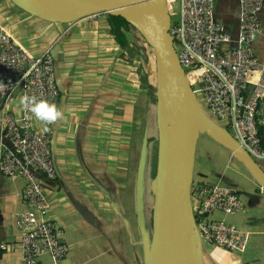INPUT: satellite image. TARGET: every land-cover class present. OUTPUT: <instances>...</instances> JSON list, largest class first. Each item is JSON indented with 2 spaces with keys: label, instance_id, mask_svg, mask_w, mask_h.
Instances as JSON below:
<instances>
[{
  "label": "crops",
  "instance_id": "0c3cea01",
  "mask_svg": "<svg viewBox=\"0 0 264 264\" xmlns=\"http://www.w3.org/2000/svg\"><path fill=\"white\" fill-rule=\"evenodd\" d=\"M239 17V0H216L215 18L232 37L225 49L235 48ZM259 22L261 33L255 37L253 46L263 68L251 75V86L264 74V8ZM1 27L34 56L50 52L56 61L58 108L63 118L45 125L34 116V127L47 135L51 143L57 132L53 153L57 178L43 179V183L51 204L49 218L58 225L60 240L69 247V253L61 261L50 255L42 256L40 264H144L142 235H137L131 225V220L137 219L136 205L132 210L125 206L133 182L131 163L139 132L134 127H138L139 116L135 117L136 111L130 115L122 113L124 107L127 111L134 110L139 97L136 94H144L138 114L144 112V133L150 137L156 121V104L145 91H149L150 81L141 79L150 67L140 54L144 50L141 37L132 30L128 34L129 45L123 49L111 34L105 14L68 25L55 24L27 14L10 0H0ZM21 99V90H17L9 100H0V160L9 144L5 138V118L10 114L21 118ZM259 122L264 127V114ZM197 158L198 154L195 182L237 191L222 173L217 170L208 173L197 163ZM228 163L245 177L242 191L247 194L248 202L245 206L242 202L244 211L240 213L245 216L232 218L231 222L250 232L249 256L244 258L207 246L203 264H259L260 261L264 264V191L232 155L228 156ZM25 185L22 178H10L0 172V264L23 262L22 232L17 222L25 209ZM215 218L231 224L222 214Z\"/></svg>",
  "mask_w": 264,
  "mask_h": 264
},
{
  "label": "built area",
  "instance_id": "2783aa9c",
  "mask_svg": "<svg viewBox=\"0 0 264 264\" xmlns=\"http://www.w3.org/2000/svg\"><path fill=\"white\" fill-rule=\"evenodd\" d=\"M172 16L175 48L181 65L198 97H202L211 115L227 123L230 133L256 161L264 162V142L258 129V117L264 114V74L250 95V77L263 66L255 55L254 40L261 33L259 14L264 0H239L240 29L235 48L222 24L215 18L216 0H167ZM179 18L173 22V18ZM21 90L59 107L60 92L56 61L50 52L34 56L9 31L0 29V100H9ZM202 105V104H201ZM20 119L5 118V138L9 146L0 160V172L10 178H22L24 211L18 217L22 232V264H40L50 255L61 261L69 247L60 240L58 225L49 218L50 200L43 179L55 180L57 168L50 138L35 130L34 115L22 105ZM213 118V119H214ZM215 120V119H214ZM192 200L203 245L234 254L246 253L250 233L215 215L237 216L244 211L240 196L220 185L193 184ZM198 220V221H197Z\"/></svg>",
  "mask_w": 264,
  "mask_h": 264
},
{
  "label": "water",
  "instance_id": "95a60500",
  "mask_svg": "<svg viewBox=\"0 0 264 264\" xmlns=\"http://www.w3.org/2000/svg\"><path fill=\"white\" fill-rule=\"evenodd\" d=\"M40 20L72 24L99 14L124 18L153 52L156 81L158 157L150 190L154 198L152 234L145 214L149 138L142 150L136 187V215L144 264H203L192 189L199 138L206 134L232 153L264 191V169L226 128L204 111L180 63L167 0H10ZM144 60L148 54L141 50ZM57 76V75H56ZM254 86H250L248 95ZM57 132L52 138L55 152ZM9 146V144L7 145Z\"/></svg>",
  "mask_w": 264,
  "mask_h": 264
},
{
  "label": "rangeland",
  "instance_id": "374dc122",
  "mask_svg": "<svg viewBox=\"0 0 264 264\" xmlns=\"http://www.w3.org/2000/svg\"><path fill=\"white\" fill-rule=\"evenodd\" d=\"M179 18H173V22H177ZM137 33V32H136ZM144 45V44H142ZM150 54V67H147V72L145 71V73L147 74L146 76L144 75V77L142 76L141 79L145 82H149L150 81V85H149V91H147L145 89L146 92H148V95L151 98V101H153V103L157 104V98H156V81H155V68L153 66L154 64V58H153V52L149 51ZM137 55V54H136ZM138 60V59H137ZM138 64L139 61H138ZM146 68V66H143ZM141 70H143V68L141 67ZM145 78V79H144ZM147 86V85H146ZM145 86V88H146ZM142 88V87H141ZM136 96H139L134 104V110L129 109L128 111L126 110V107H124L123 112L124 115L125 114H129L131 111H136L135 113V117L136 115L139 116V120H138V127H134V129L139 130V132L137 133V137H136V141H135V152L133 155V160H132V177H133V182H131L130 185V198L128 203H125V206L130 210H132L133 208L135 209L134 204L136 205V187H137V177H138V171H139V165H140V160H141V155H142V150H143V146H144V141L146 139V132L144 133V124L146 123V119H145V114L144 112H142L141 116L138 114L140 113L141 110H138V107L140 106V101L141 98L144 97V94H136ZM198 99L200 101V103L203 106L204 111L206 112V114L208 115V117L210 118H214L211 113L208 111L207 107L205 106V103L202 100V97L200 95H198ZM215 119V120H214ZM213 120L216 121L220 126L224 127V128H228V130L231 131V129H229V127L227 126V123L214 118ZM154 120V117H153ZM156 120V119H155ZM154 120V121H155ZM136 124V123H135ZM140 127V129H139ZM151 133V134H150ZM149 136L153 139V143L150 144V149H148V162H147V167H146V175H145V191H146V203H147V215H146V222H147V227L149 229V233L152 234V218H153V205H154V198L152 196L151 190H150V185L151 182L155 176V172H156V165H157V157H158V130H157V125H156V121L154 122V128L153 131L149 132ZM197 154H198V158H197V163L201 164L203 167H205L206 171L208 173H211L212 170H217L218 172L222 173L225 177H227L231 182H232V186L234 189H236L238 195L241 197L242 202L245 203L248 202V198H247V194L244 193L242 191V185H244L245 183V177H243V175L238 174L230 165V163H228V156L232 155V153L227 150L226 148H224L223 146H221L220 144L216 143L214 140H212L210 137H208L206 134H202L199 142H198V149H197ZM236 161V160H235ZM238 162V161H236ZM240 163V162H238ZM259 163L261 165L264 164L263 161H259ZM241 164V163H240ZM243 171H246L247 169L242 165ZM209 175V174H208ZM210 177V175H209ZM211 181L214 182V178H211ZM225 185H229V184H225ZM134 194H135V203H134ZM245 216L244 214H240L237 215L235 217H228L229 218V222H231L232 218H236V217H240V216ZM137 218V217H136ZM232 224V222H231ZM131 225H132V229L136 232L137 235H140V230H139V226L137 223V219L135 221V219L131 220ZM250 233V232H249ZM251 236V234H250ZM143 240V239H142ZM251 240H252V236L250 238L249 241V245H248V250L246 253H241V255L244 258H247L249 256V248H250V244H251ZM204 247V252H206V247L205 245H203ZM144 262V260H143ZM259 264H262V262L260 261Z\"/></svg>",
  "mask_w": 264,
  "mask_h": 264
},
{
  "label": "trees",
  "instance_id": "16d2710c",
  "mask_svg": "<svg viewBox=\"0 0 264 264\" xmlns=\"http://www.w3.org/2000/svg\"><path fill=\"white\" fill-rule=\"evenodd\" d=\"M106 16L108 18V23H109V25L111 27V34L115 37L116 42L120 45L121 48H123V49L127 48L128 45H129L128 34L132 30L133 31H136V30L124 18H122V17H115V16H109V15H106ZM139 37H141L140 34H139ZM141 40L143 41V44H144V45H141V47H143L144 50H145V52L148 54V52L151 51V50L147 46L145 40H143L142 37H141ZM148 58H150V57H148ZM146 63L149 64L150 63V60L148 59L146 61ZM153 66L155 68V63L153 64ZM155 114H156V110H155ZM226 129L228 130V128H226ZM258 129H259L260 136H261V138H262V140L264 142V127L260 124L259 117H258ZM151 137H149V149H150V144L153 143V139H154V138H151ZM156 169H157V165H156ZM155 176H156V172H155ZM155 176H154V178H155ZM194 183H197V182L194 181ZM146 206H147V203H146V194H145V207ZM145 214L147 215V207L145 209Z\"/></svg>",
  "mask_w": 264,
  "mask_h": 264
},
{
  "label": "clouds",
  "instance_id": "9594fccd",
  "mask_svg": "<svg viewBox=\"0 0 264 264\" xmlns=\"http://www.w3.org/2000/svg\"><path fill=\"white\" fill-rule=\"evenodd\" d=\"M21 105L29 108L35 118L45 125L54 124L58 120L63 118V113L55 103H49L47 100H38L35 96H24L21 101ZM47 131V127H45Z\"/></svg>",
  "mask_w": 264,
  "mask_h": 264
},
{
  "label": "bare ground",
  "instance_id": "6f19581e",
  "mask_svg": "<svg viewBox=\"0 0 264 264\" xmlns=\"http://www.w3.org/2000/svg\"><path fill=\"white\" fill-rule=\"evenodd\" d=\"M170 8V7H169ZM192 77H190V79H191ZM190 82H191V80H190Z\"/></svg>",
  "mask_w": 264,
  "mask_h": 264
}]
</instances>
